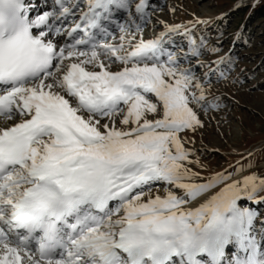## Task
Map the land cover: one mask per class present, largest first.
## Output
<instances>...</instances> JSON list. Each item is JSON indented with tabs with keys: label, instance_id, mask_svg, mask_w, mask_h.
Masks as SVG:
<instances>
[{
	"label": "snow or ice",
	"instance_id": "1",
	"mask_svg": "<svg viewBox=\"0 0 264 264\" xmlns=\"http://www.w3.org/2000/svg\"><path fill=\"white\" fill-rule=\"evenodd\" d=\"M151 5L0 0V264H264V217L238 206L264 203V175L188 166L184 137L220 107L180 63L199 21L145 39Z\"/></svg>",
	"mask_w": 264,
	"mask_h": 264
},
{
	"label": "rangeland",
	"instance_id": "2",
	"mask_svg": "<svg viewBox=\"0 0 264 264\" xmlns=\"http://www.w3.org/2000/svg\"><path fill=\"white\" fill-rule=\"evenodd\" d=\"M259 1L152 0L154 11L149 13L145 39L164 31L166 24L184 26L199 21L195 28L199 55L182 58L180 63L195 69L208 99L215 98L213 102L220 105L201 113L205 124L201 131L193 134L189 130L184 137V146L192 152L190 159L198 161L188 166L200 173V182L225 171L237 179L252 173L264 175V16L250 15ZM32 4L39 5L40 0ZM46 10L50 9L42 11ZM116 18L123 21L125 13ZM165 47L180 57L190 50L182 35H173ZM238 206L256 209L264 217V203L241 199ZM233 251L234 246H229L228 253Z\"/></svg>",
	"mask_w": 264,
	"mask_h": 264
},
{
	"label": "clouds",
	"instance_id": "3",
	"mask_svg": "<svg viewBox=\"0 0 264 264\" xmlns=\"http://www.w3.org/2000/svg\"><path fill=\"white\" fill-rule=\"evenodd\" d=\"M5 15L10 16V13L7 11V8L5 9ZM15 36V32L11 31L10 26L8 25L7 21L5 22V26L3 29V41L5 44V47H7V43L9 39L13 38ZM30 54L27 52L20 53V61L21 63L25 62L28 59V56Z\"/></svg>",
	"mask_w": 264,
	"mask_h": 264
},
{
	"label": "trees",
	"instance_id": "4",
	"mask_svg": "<svg viewBox=\"0 0 264 264\" xmlns=\"http://www.w3.org/2000/svg\"><path fill=\"white\" fill-rule=\"evenodd\" d=\"M262 1H259L258 5H255V7H253L252 12L250 13L251 17H253L254 15L264 16V10L262 9L264 5Z\"/></svg>",
	"mask_w": 264,
	"mask_h": 264
},
{
	"label": "bare ground",
	"instance_id": "5",
	"mask_svg": "<svg viewBox=\"0 0 264 264\" xmlns=\"http://www.w3.org/2000/svg\"><path fill=\"white\" fill-rule=\"evenodd\" d=\"M38 14H39V13H38ZM38 14H36V15H38ZM40 14H42V13H40ZM121 14H122V11H121V12L119 11V12H116V13H115V16H120ZM32 17H35V15H34V16L32 15ZM148 35H150V34H148ZM201 202H203V201H201ZM196 206L198 207L199 205L197 204ZM33 247H35L34 244H33Z\"/></svg>",
	"mask_w": 264,
	"mask_h": 264
}]
</instances>
